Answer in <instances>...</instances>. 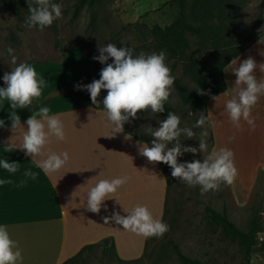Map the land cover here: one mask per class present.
Wrapping results in <instances>:
<instances>
[{"label": "crops", "instance_id": "1", "mask_svg": "<svg viewBox=\"0 0 264 264\" xmlns=\"http://www.w3.org/2000/svg\"><path fill=\"white\" fill-rule=\"evenodd\" d=\"M251 56L257 63L253 73L258 82L264 81L261 66L264 65V38H258L244 52L223 68L227 88L208 99L205 115L209 119L212 144L208 154L219 150L228 138L235 140L243 160L258 158L264 142V95L251 110L255 129L241 120L236 129L227 114L226 103L236 95V77L232 70ZM37 71L46 85L42 95L24 109H16L22 127L12 130L9 115L14 111L9 102H0V159L19 163L15 174L0 169V179L12 183L0 185V225L7 228L10 239L22 250V264H60L72 259L81 264L90 250L108 242L106 251L112 250L118 261L128 262L144 254L146 242L122 229L109 219L113 212L127 216L137 205L146 206L155 219H163L167 195V175L159 163H150L140 154L143 143L127 129L112 135L103 108L91 104L87 90H77L76 84L86 85L94 80L93 62L79 48L70 50L60 61L26 62ZM41 107L50 109V116H59L64 125L65 140L50 138L44 152H67L66 165L52 175H46L37 167L36 160L44 156H25L19 149L26 119ZM39 118V117H38ZM24 126V127H23ZM244 166L241 182L236 177L233 190L240 199L245 198L264 167L254 162ZM38 173L35 180L24 172ZM264 173V171L262 172ZM127 176V183L118 188L114 197L105 200L99 213L86 209L87 193L101 179L111 180ZM238 176V175H237ZM23 182V183H22ZM87 249L82 250L83 247Z\"/></svg>", "mask_w": 264, "mask_h": 264}, {"label": "rangeland", "instance_id": "2", "mask_svg": "<svg viewBox=\"0 0 264 264\" xmlns=\"http://www.w3.org/2000/svg\"><path fill=\"white\" fill-rule=\"evenodd\" d=\"M51 2L62 5V16L42 31L38 27H28L24 23V19L30 15L27 0L18 14L0 3V86H5L2 80L4 73L10 72L18 64L28 61H60L64 59L63 55L66 56L76 47L93 62V77L99 79V73L105 65L92 59L93 56L99 55V47L113 43L118 48L131 47L134 55L140 52L159 53L161 50L155 48L154 38L148 29L154 24L161 27L168 25L179 12L177 2L171 0H111L104 5L93 7L80 5L79 0ZM29 3L36 6L34 0H29ZM236 20L232 33L234 42L245 43L254 37L264 38V0H241ZM215 21L219 22L216 18ZM225 22L228 23L227 20ZM197 40L196 37L189 36L190 49L187 55L196 60V64L199 60L211 65L214 51L211 42H206V47L200 49ZM9 47L13 49L11 56L7 53ZM111 62L109 59L108 63ZM182 62L166 55L165 63L175 81L165 102V111L157 114L152 113L150 109L138 112L137 119L124 125L133 135L150 144L153 137L150 136L149 126L155 130L160 121L166 118L167 113L172 111L180 116L181 128L188 127L195 132L192 139H187L182 134L179 138L181 144L198 148L199 140L204 139L209 151L212 144L209 119L202 128L194 127L201 113L205 115V108L198 107L192 110L190 103L180 96L181 89L186 92L196 89L199 76L194 78L186 74ZM106 94V90H102L98 101H102ZM202 132H207V135L201 136ZM261 147L260 156V151L256 155L258 158L244 161L235 140L228 138L221 144V148L230 149L234 153L238 182H241L240 175L245 173L244 166L252 160L260 161L264 165L263 141ZM208 151L195 155L185 153L178 157V162H191L194 159L202 162ZM159 164L166 172L169 185L162 219L169 226V230L160 238H149L144 254L138 259L118 261L114 258L112 250H105V247L108 248V242H103L93 247L81 264H180L173 244H176L183 254L203 264H244L237 244L210 219L206 207L218 212L225 210L227 218L244 231L249 229L253 219H257L261 231L257 234V243L252 248L248 264H264V173H262L264 170L258 173V178L248 195L240 199L232 185L224 183L220 184L218 190H209L201 194L199 186H187L178 178L171 176L169 166Z\"/></svg>", "mask_w": 264, "mask_h": 264}, {"label": "clouds", "instance_id": "3", "mask_svg": "<svg viewBox=\"0 0 264 264\" xmlns=\"http://www.w3.org/2000/svg\"><path fill=\"white\" fill-rule=\"evenodd\" d=\"M29 5V13L26 26L36 27L42 31L51 26L55 19L62 16V5L53 3L51 0H34L36 6ZM99 55L92 59L105 65L99 73V79L82 85L76 84L77 90H87L91 104L101 106L106 115L107 122L112 126V135L123 132L124 124L137 119V113L151 110L152 113H163L165 102L168 100L175 77L165 63L166 54L161 51L145 54L140 52L134 55V50L128 46L117 47L108 43L98 48ZM7 53L11 56L13 49L9 47ZM111 59V63H108ZM13 63L15 57L13 56ZM235 63V61H231ZM256 61L249 56L234 68L237 86L234 90L236 95L226 103V111L232 125L241 129V120L245 121L252 130L255 129V118L251 115L252 108L256 105L261 95H264V81L257 80L253 74L256 70ZM264 71V65L261 67ZM4 87H0V102H9V108L14 110L10 115L12 130L22 127L20 117L16 109H24L33 104L34 99L42 95V88L46 85L43 78L37 77L35 67L21 63L5 72L2 77ZM102 90L106 95L102 101L98 96ZM199 94H206L198 91ZM217 97H212L216 99ZM48 107H41L39 111L30 115L26 121V130L23 133L22 144L19 149L24 151L25 156H44L37 159L36 165L46 175H52L63 168L69 160L68 153L56 154L44 152L45 146L50 143V138L55 137L59 141L65 140L64 125L59 116H50ZM39 117V118H38ZM181 118L174 112L169 111L159 126H149L150 136L153 137L150 144L143 143L140 154L150 163H163L170 167L171 176L178 178L189 187L199 186L201 194L209 190H218L221 183L232 185L238 175L234 163V153L227 148L213 150L203 160L194 159L191 162H178V157L185 153L193 155L208 151L204 139L199 140V146L192 147L182 145L180 136L183 134L187 139H192L195 132L188 127H180ZM207 123V117L201 113L194 127L202 128ZM4 121L0 120V127ZM24 127V126H23ZM202 132L201 136H206ZM171 145V147H169ZM0 169L9 174L17 173L19 163L9 162L7 158L0 159ZM38 173L31 170L24 172L25 177L35 180ZM129 177L124 176L111 180L101 179L87 193L86 209L92 213H99L103 202L114 197L118 188L127 183ZM12 183L11 180L0 179V185ZM23 183V182H22ZM105 223L109 219L122 229L145 239L151 237L160 238L169 230V226L162 219H155L146 206L137 205L127 216H121L113 212L111 217H105ZM22 250L18 243L10 239L6 226L0 225V264H22Z\"/></svg>", "mask_w": 264, "mask_h": 264}, {"label": "trees", "instance_id": "4", "mask_svg": "<svg viewBox=\"0 0 264 264\" xmlns=\"http://www.w3.org/2000/svg\"><path fill=\"white\" fill-rule=\"evenodd\" d=\"M111 0H79L80 5L87 7L104 5ZM177 2L179 12L177 17L164 27L152 25L148 32L155 41V48L167 55L168 58L182 60L184 72L192 77H197V87L191 92L180 90L183 100L190 103L192 110L198 107L205 108L206 102L216 94L226 90L227 85L223 75V68L244 52L259 37H254L245 43L234 42L232 33L235 30L236 18L239 16L241 0H171ZM170 2V1H169ZM0 3L18 14L25 6V0H0ZM188 6V10H187ZM215 18L219 21L216 23ZM27 19H24V23ZM228 21L226 23L225 21ZM26 24V23H25ZM38 27V26H36ZM39 28V27H38ZM47 28V27H46ZM189 36L196 37L199 48L206 47L210 41L213 47V62L206 65L203 61L196 60L187 55L190 49ZM65 57V55H63ZM32 61V62H47ZM29 62V61H28ZM197 65V66H196ZM4 87V86H0ZM206 94L201 95L198 91ZM34 103V101H33ZM97 107V106H96ZM98 108H103L99 106ZM126 130V126H123ZM136 138H140L134 134ZM162 170L165 172L164 168ZM166 173V172H165ZM167 179V190H168ZM210 219L220 226L223 232L238 246L244 264H248L252 248L257 243V234L261 231L257 219H253L247 231L238 228L225 214V210L218 212L210 207L205 208ZM165 214V211H164ZM174 251L180 264H203L195 258L183 254L173 244ZM88 246L82 248L87 249ZM60 264H73L72 259H66Z\"/></svg>", "mask_w": 264, "mask_h": 264}]
</instances>
